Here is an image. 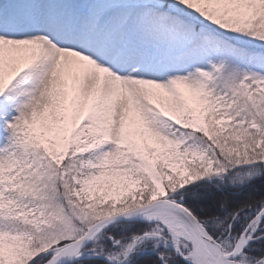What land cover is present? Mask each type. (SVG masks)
<instances>
[{
  "label": "snow or ice",
  "instance_id": "snow-or-ice-1",
  "mask_svg": "<svg viewBox=\"0 0 264 264\" xmlns=\"http://www.w3.org/2000/svg\"><path fill=\"white\" fill-rule=\"evenodd\" d=\"M0 264H264V0H0Z\"/></svg>",
  "mask_w": 264,
  "mask_h": 264
}]
</instances>
